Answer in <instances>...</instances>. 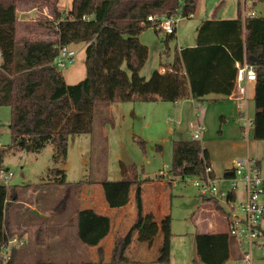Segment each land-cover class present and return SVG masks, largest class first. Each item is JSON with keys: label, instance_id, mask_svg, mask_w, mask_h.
Masks as SVG:
<instances>
[{"label": "trees", "instance_id": "16d2710c", "mask_svg": "<svg viewBox=\"0 0 264 264\" xmlns=\"http://www.w3.org/2000/svg\"><path fill=\"white\" fill-rule=\"evenodd\" d=\"M197 1L71 0L68 9L61 10L60 0H0V106L11 110L9 128L13 145L39 153L52 144L54 166L47 169L44 184H67L64 166L68 139L92 132L96 104L133 101L135 97L151 94L175 102L183 98L201 99L209 94L228 97L236 85V62L244 60L256 71L252 135L256 140H264V15L243 21L241 0L236 18L204 20L197 31L196 45L176 51L174 61L162 67L165 72L156 69L149 78L141 75L149 49L139 35L147 28H154L156 33L163 30L158 28L157 21H149L148 16H176L182 12L183 17L190 18ZM260 2L264 0H253L252 6ZM23 5L36 7L38 11L45 7L50 13L19 19ZM176 30L165 34V42L175 37ZM74 43L85 44L86 76L69 84L53 61L60 46L72 47ZM124 64L128 70L123 68ZM120 162L122 178L101 182L109 208L128 204L138 181V176L126 174V164ZM208 163V151L199 141L173 142L169 168L173 176H202ZM232 175L231 171L226 173ZM91 183L89 180L76 183L77 196L84 184ZM134 195L135 221L127 233L115 235L109 264L133 263L127 252L134 234L140 228L147 229L143 224L139 187ZM18 198L17 186L0 184V256L1 245L8 236L22 237V233L10 231L8 219V210ZM229 198L234 199V194ZM215 205L223 210L220 203ZM76 221L78 239L86 247L98 246L113 228L111 218L94 208L78 209ZM169 222L168 217V248L157 251L156 258L151 256L154 261L168 254ZM44 234L41 223L36 228V243ZM194 241L198 259L192 260V264H226L230 259L229 235L196 233ZM19 250H13L6 264H21L17 261Z\"/></svg>", "mask_w": 264, "mask_h": 264}, {"label": "rangeland", "instance_id": "374dc122", "mask_svg": "<svg viewBox=\"0 0 264 264\" xmlns=\"http://www.w3.org/2000/svg\"><path fill=\"white\" fill-rule=\"evenodd\" d=\"M252 4V0H241V12H244V5H246V12L252 10L258 16H263L264 3L260 2L254 6ZM69 6L68 0H60L59 7L61 10L68 9ZM238 9V0H198L192 16L182 18L177 25L175 37L168 42H165L166 33L163 30L156 33L154 28L145 29L139 35V39L148 46L149 54L141 70V75L149 78L152 72L159 68L160 64L173 60L180 46H191L187 44L194 42L202 21L212 18L234 19L238 15ZM20 11L18 18L22 19L50 13L45 7L38 11L36 7L32 8L30 5L21 6ZM179 15H182V12H179ZM73 48L77 52L76 57L73 63L63 70L69 81H76L81 72L85 75L86 71L83 45L77 44ZM123 68L128 70L126 64ZM162 69L165 68L161 67L160 69L161 72H164ZM156 97L158 96L151 94L136 97L133 101H118L109 105L98 103L95 105L92 132L73 135L68 139V152L64 169L66 182L72 187L73 191L76 183L89 180L92 182V186L103 194L102 181L122 178L120 161L126 164L127 169H136L138 177L142 178L143 181L147 178L156 181L160 169L171 167L173 142L178 139L195 140L192 136L190 123L197 120V114L201 117L203 111L200 107L205 108L207 113L204 116L205 131L197 141H203L205 138L212 140L214 145H218V139H225L226 137L231 139L230 129H228V126H224V121L220 120L222 110L227 111V113H224L225 118H230L232 122L242 123L239 116L235 115L234 120L233 114L228 113L230 109L233 110L232 101L228 99L214 102L213 100L192 101L183 98L175 102L155 100ZM248 109L250 116L253 118L254 106L252 102ZM10 119V108L0 106V171L14 174L9 185L17 186L18 200L28 201L33 193L31 190L26 189L27 186L38 183L42 181V176H47L45 167L47 164L54 166L52 161L53 146L47 144L41 152L33 153L28 152L19 145H13L9 128ZM223 130L226 131L224 135ZM252 133L253 129L251 128L250 136L245 137L242 134L241 138L244 140L249 139L251 153L254 152L261 157L264 174V140H254ZM216 149V157L213 160L221 163L233 158L235 154L232 147L228 145L225 148L217 146ZM163 180H167V178ZM40 193L31 200H39L45 196V194ZM62 196L65 197V191L62 188H57L49 193L45 199L48 198L51 203L50 208L56 210L57 200L53 201L52 197L58 199ZM262 199L264 201V195H262ZM166 201L168 208L170 207L168 217L171 218L172 231L168 254H162L161 259L154 261L153 259L158 257V255H155L156 252L152 255L154 258L147 255L146 246L141 245V241L137 240L127 252L128 256L134 260L131 264H192V260L198 259L194 241L196 227L191 222L195 208L203 204L197 189L191 183L179 181L172 188V192L166 198ZM19 206L14 202L8 210L10 231L24 233L30 227L26 226L25 228L15 223V219H18V217L14 219L12 216L14 211L19 212ZM74 208V202H67L66 212H71ZM12 219H14L13 222ZM214 221L219 223L221 219L216 216ZM143 222L147 225V215ZM262 224L264 227V217ZM35 233L36 230L32 231V238L34 239L31 243L29 242L28 250H31V247L36 244L34 243L37 239ZM42 242H45V238L41 239ZM65 242L71 244L70 241L65 240ZM59 243V246H57L58 242H52V245L44 249H35L39 253L35 252L33 257H26L28 256V250L26 249L23 253L25 255L24 261H20L19 258H17V261L27 264L30 260L34 261L36 256H40L39 259H43L45 264H86L88 262L92 264H109L108 256L102 257L98 261L93 260L92 257L87 255V252H82L86 250L80 248L76 251L75 246H72V249L62 241ZM78 243L80 244L79 241ZM242 250L240 249L241 252ZM237 258L228 260L226 264H264V251L255 249L251 262H247L242 257ZM199 264L204 263L200 262Z\"/></svg>", "mask_w": 264, "mask_h": 264}, {"label": "crops", "instance_id": "0c3cea01", "mask_svg": "<svg viewBox=\"0 0 264 264\" xmlns=\"http://www.w3.org/2000/svg\"><path fill=\"white\" fill-rule=\"evenodd\" d=\"M68 1L69 3H71V0ZM220 19H225V18H220ZM196 43H197V35L194 38V42L187 45L195 46ZM77 44L83 45L82 49L84 50V54H85L84 43H74L71 44V46L73 47L74 45ZM184 47H189V46H180L177 51H179ZM173 61L174 58L172 61L166 62L165 64H160L158 70H160L161 67L163 66H169ZM62 73L64 75L65 81L69 84L76 83L82 80L86 76V71H85V75L82 74L81 72L80 76L77 78L78 80L76 79V81H69L67 80L64 71H62ZM254 94H255V82L249 81L247 82V98H248L247 102H245L243 99H240L239 97L236 96L234 97V95L224 97L217 94H209L201 99H194V98H188V99L192 101L213 100L214 102L225 101L224 99H228L229 101H232V106H233V110L230 109L228 113L230 115L233 114L232 117L235 120V115L236 116L241 115V109L243 108V106L246 105L247 108H249L251 102L254 106ZM158 99L160 98L156 97L155 100ZM200 108L203 111V113L201 114V117L199 116V121L204 123V116L207 113V110L203 107ZM224 113H227V111L222 110V115H220L222 116L221 117L222 119L220 118V120L224 121L225 122L224 126H228V129H230L231 139L227 137L225 139H218V145H214L212 140L205 138L203 139V141H199V142L201 143L202 147L208 151L210 165L213 169L214 175L216 176V178L220 180L221 186L224 189H226L228 188V183L224 182L223 178L227 172L231 171L233 161L238 157L249 156L259 165L263 176L264 174L262 170L261 157L257 156L254 152L251 153V145L249 139L244 140L241 138L242 123L240 122L238 123L236 121L232 122L230 118L228 119L225 118L226 115ZM224 132L226 131L225 130L222 131L223 135ZM227 145L229 147H232V149L235 151L233 158L226 160L224 163L214 161L213 159L214 157H216L217 146L225 148ZM45 167L47 171L48 168H51L53 166L47 164ZM135 170L136 169L133 168L127 169L126 174L138 176ZM158 176L156 181L150 178H147L143 181L142 178L138 177V181L134 186L133 194L130 201L128 202V204L120 208H109L105 202L104 195L98 192V190H96L94 186H92V183L91 185L84 184L83 187L81 188L79 196H77L75 194V189L73 191L70 185L44 184L45 182L43 179L45 176H42V181L35 184H29L26 189L32 191L33 195L31 198H34L35 195L39 194L40 192H41L40 194H45V196L39 200L37 199L31 200V198L28 201L18 200L16 202L17 206L21 205L18 208L19 212L14 211L12 215L14 219L18 217V219L17 218L15 219V223L25 228L26 226L30 227L29 230H25V232L22 233V237L25 238L27 244L24 247L20 248L21 250H19V255H18L19 260L24 261L23 259L25 255H23V253L26 249L28 250L29 242L31 243L32 240L34 239L32 238L33 236L32 231L34 232L37 226L41 223L44 224L45 227V234L43 237L45 238V242L41 243V238H40L38 239L40 243L39 242L36 243L37 241L36 239V241L34 242L36 243L34 244L35 246L31 247V250L27 251L28 256L26 257H33V254L35 252L39 253V251H35V249L36 250H39L40 248L44 249L47 246L52 245V242H58L57 246H59L60 245L59 242L62 241L67 247L70 246L72 248V246H75L76 251H78L80 248L81 250H86L82 252H87V255L92 257L93 260L98 261L101 260L102 257H106V256L110 258L115 235L127 233V231L130 229V227L133 225L135 221L136 204H135L134 192L136 191L137 187H139L141 190L144 215L145 216L147 215V229L140 228L136 230L133 237L132 246L133 244L136 243L137 240L141 241V245L146 246L145 250H147V255L150 256H152L154 252L158 253L157 251L159 250L162 251L166 250L168 248V246L166 245L167 237H168V232H167L168 226H166V224H167V217L169 216L168 212L170 210V207L168 208L166 198L169 196V194H171L172 188L176 185L170 182L169 180H163L164 178H162L159 175V172H158ZM180 179L181 178H177V181L178 182L181 181ZM57 188L59 189L62 188L65 191V197L62 196L59 197L58 199L56 197H52L53 201L57 200L56 202L57 211H56L54 210V208H50L51 203L49 202L48 198L45 199V197L49 195V193L55 191ZM75 196L77 199L75 198ZM199 197L203 204L195 208L194 214L191 217V222L196 227L195 234L222 233L228 235V219L225 213L227 211V208L222 205L223 210H219L217 209L215 203H213L212 201H204L203 197H201L200 195ZM235 198L238 202H241L244 199V185L242 183L239 184L238 192L235 193ZM69 201L75 203V208L71 212H66V204ZM80 208H94L99 213L107 214L112 220L113 228L111 234L108 237H106L96 247H86L78 239L76 213L77 210ZM216 216L219 219H221V222L215 223L214 218ZM14 219H12V222ZM169 231L172 236L171 218L169 222ZM65 240L70 241L71 244H67ZM78 241L80 242V244L78 243ZM230 254L231 255L229 260L238 259L237 257L239 258L242 257V253L235 239L233 238L230 246ZM39 258L40 256H36L34 261L30 260L29 263L27 264L42 263L44 260ZM20 261L19 263H21ZM23 263L24 262H22L21 264Z\"/></svg>", "mask_w": 264, "mask_h": 264}, {"label": "built area", "instance_id": "2783aa9c", "mask_svg": "<svg viewBox=\"0 0 264 264\" xmlns=\"http://www.w3.org/2000/svg\"><path fill=\"white\" fill-rule=\"evenodd\" d=\"M244 12L242 19L245 21L248 17L257 16L255 11ZM179 15V14H178ZM172 16H148L149 21H157L160 28L165 33H174L178 23L182 20V15ZM192 14L189 15L191 17ZM22 19V18H19ZM76 50L68 45H62L58 49V53L54 58V65L59 70H64L73 63L76 57ZM2 55L0 52V62ZM237 78L236 86L231 95L239 97L247 102V82L256 80V71L252 64L246 60L236 62ZM165 72V69H162ZM230 95V96H231ZM242 122L243 136H250V130L253 129L254 119L250 116L247 106L241 109L239 116ZM190 127L192 136L195 140L199 139L204 131L205 125L197 120L191 121ZM231 172L232 176H224L223 181L228 183V188L224 189L220 180L213 173L211 165H205L204 174L202 176H184L181 181L191 183L199 195L207 198L212 202H218L220 205L227 208L226 216L228 219V235L235 239L239 249L242 250V257L247 262L253 259L255 249L264 251V229L262 227V219L264 216V176L261 173L259 165L249 156L238 157L234 159ZM159 175L167 178L173 184H177V177L173 176L169 169H160ZM14 174L12 172L0 171V184L8 186ZM244 185V199L238 202L235 198V193L239 188V184ZM230 194H234V199L229 198ZM222 206V207H223ZM27 241L18 234L8 236L5 242L1 245V260L2 264H6L12 257V252L15 249H20L25 246Z\"/></svg>", "mask_w": 264, "mask_h": 264}]
</instances>
